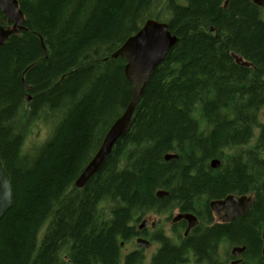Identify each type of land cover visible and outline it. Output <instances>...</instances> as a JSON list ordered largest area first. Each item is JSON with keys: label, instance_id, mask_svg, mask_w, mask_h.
Listing matches in <instances>:
<instances>
[{"label": "trees", "instance_id": "1", "mask_svg": "<svg viewBox=\"0 0 264 264\" xmlns=\"http://www.w3.org/2000/svg\"><path fill=\"white\" fill-rule=\"evenodd\" d=\"M16 1L25 31L0 46V162L12 193L0 264H142L120 245L135 222L175 209L198 216L210 201L251 194L245 217L190 235L181 248L163 238L150 264H181L186 248L215 264L223 244L245 247L241 264H264V11L249 0L226 8L227 0ZM148 19L178 41L153 71L128 133L76 189L131 100L125 62L110 55ZM51 117L48 141L24 152L28 125Z\"/></svg>", "mask_w": 264, "mask_h": 264}, {"label": "water", "instance_id": "2", "mask_svg": "<svg viewBox=\"0 0 264 264\" xmlns=\"http://www.w3.org/2000/svg\"><path fill=\"white\" fill-rule=\"evenodd\" d=\"M229 0L225 1L226 8ZM252 4L264 9V0H249ZM0 14L6 19L10 28H3L0 25V46L3 45L10 36L18 34L23 30L24 16L19 9L16 0H0ZM177 38L168 30L164 22H158L148 19L137 33L129 37L116 51L111 55L112 59H122L125 62L124 76L132 87V95L129 104L111 125L107 131L100 147L92 157L86 168L75 181V187L82 189L88 181L99 172L107 158L109 157L115 144L123 138L129 131L132 117L136 106L142 96L143 90L148 83L153 71L164 60L168 51L177 43ZM234 63L238 66L249 68L251 65L245 62L241 57L232 55ZM166 160H176L173 155H167ZM220 163L213 161L210 164L211 169H218ZM166 193L158 192L157 197L162 198ZM12 193L9 183V176L5 172L0 162V220L4 217L11 207ZM254 204L253 196H226L221 201L210 202V210L217 216H221L224 224H229L237 218L248 214ZM184 219L188 222L187 232L197 225L196 218L191 214H179L173 218L174 222ZM145 227V223L139 226V230ZM262 254L264 256V230L261 233ZM136 245L145 249L149 248V243L143 239H137ZM244 251V248H233L232 256L237 257ZM236 264V263H233Z\"/></svg>", "mask_w": 264, "mask_h": 264}, {"label": "flooded vegetation", "instance_id": "3", "mask_svg": "<svg viewBox=\"0 0 264 264\" xmlns=\"http://www.w3.org/2000/svg\"><path fill=\"white\" fill-rule=\"evenodd\" d=\"M242 196H245V195H242ZM224 198L217 199L215 201H221ZM173 212L179 213V211H177V209L173 210ZM198 212H199L198 216L194 215L196 217V220L198 223L195 227L191 228L188 232H187V228H188L189 224L184 219H181L178 222H174L173 218H166L165 221H168L167 222L168 223V229H166V230L158 228L162 223L161 220H159L157 223L152 222L149 224V220L144 219L142 222V223H145L144 228L139 230L140 225L139 226L136 225L133 228V233H132L131 237L133 236L132 239L134 238L135 248L130 250L127 254H122V255L123 256H125V255H133L134 256L135 253H140L142 264H150L152 257L157 254L158 250L161 247V243H160L161 239H163V238L167 239V240H169V242L172 245H175V248H181L183 246L182 242L186 238H188L190 235H193L195 233H208L209 230L211 228H213L214 226L226 225V224L221 223V216L223 214H221L220 216L213 214L210 210L209 203H208L207 207H205L203 210H199ZM179 214H188V213H179ZM200 224H201V226H200ZM148 229H150V230H148ZM149 232H151V233H149ZM165 233H167L168 235H165ZM131 237H130V240H131ZM137 239H143V240L147 241L150 244L149 248L148 249H145L143 247L138 248L136 245ZM220 247L218 248L219 251L217 252V262L215 264H233V263L241 264L243 259H241V257L232 258L231 257V251H230V254L227 255L226 259H225V257H221V252H222L221 249L222 248L220 249ZM151 248H153V253L151 252L152 254H150L147 261H145L146 258L143 254L148 252ZM182 252H185V254L182 257L181 264H204L201 262L198 263L197 260L194 259V257H196V255H195L193 250L186 248V249H182ZM205 264H212V263L207 262ZM246 264H252V263L248 262Z\"/></svg>", "mask_w": 264, "mask_h": 264}, {"label": "rangeland", "instance_id": "4", "mask_svg": "<svg viewBox=\"0 0 264 264\" xmlns=\"http://www.w3.org/2000/svg\"><path fill=\"white\" fill-rule=\"evenodd\" d=\"M262 122H264V111L262 114ZM56 122V121H55ZM54 120L52 121H45L43 119H40L38 121H36L33 124H30L24 133V138H23V151H31V149H35L36 147H38L40 144H42L44 141L47 140V138L49 137L53 125H54ZM255 135H257V131H255ZM255 139V138H254ZM254 139L252 140V142L250 144L254 143ZM176 215V212H172L171 215L167 214V215H150V216H146L144 219H148L149 220V224L152 222H158L159 220H161V225L158 227L160 229L166 230L168 229V221H165L166 218H172L173 216ZM141 220V221H142ZM134 226H139L140 225V221L139 222H135L133 224ZM150 230V229H148ZM151 233V232H149ZM165 235H168L167 233H165ZM122 253L123 254H127L130 250H132L133 248H135L134 245V238L129 240L126 244H124V246L122 247ZM222 248V249H221ZM220 249L222 250L221 252V257H227L228 254H230V250L231 247H229L226 244L221 245ZM153 253V248H151L148 252L144 253L143 255L145 256V261H147V259L149 258V255ZM242 259V258H241Z\"/></svg>", "mask_w": 264, "mask_h": 264}, {"label": "bare ground", "instance_id": "5", "mask_svg": "<svg viewBox=\"0 0 264 264\" xmlns=\"http://www.w3.org/2000/svg\"><path fill=\"white\" fill-rule=\"evenodd\" d=\"M255 6H256V5H255ZM257 7H259V6H257ZM259 8H261V7H259ZM261 9L264 11L263 8H261ZM20 11H21V10H20ZM24 31H25V29H24V27H23V30L20 31V32H24ZM138 31H139V30H138ZM138 31H137V32H138ZM1 46H2V45H1ZM43 49H44V48H43ZM114 53H115V52H114ZM112 54H113V53H112ZM112 54H111V55H112ZM111 55H110V58H111ZM232 55L239 56V55H236V54H234V53H231V54H230L231 58H232ZM239 57H240V56H239ZM111 59H112V58H111ZM232 59H233V58H232ZM233 61H234V60H233ZM249 64H250V63H249ZM250 67H251V66H250ZM23 81H25V80H23ZM25 89L27 90L28 88L25 86ZM78 92H79V91H78ZM29 99H31V98L27 95V96H26V101L29 102ZM30 102H31V101H30ZM28 105H29V104H28ZM43 106H44V105H43ZM41 107H42V105H41ZM44 108H45V107H44ZM21 110H22V109H21ZM29 110H30V109H29ZM43 110H44V109H43ZM22 111H23V110H22ZM41 111H42V110H41ZM55 111H56V110H55ZM55 111H53V112L55 113ZM58 111L61 112V110H58ZM26 112H27V111H26ZM54 113H53V114H54ZM24 114H25V113H24ZM38 114H41V112L38 113ZM48 114H49V113H48ZM50 114H51V113H50ZM13 115H14V114H13ZM56 115H57V114H56ZM58 115H59V114H58ZM24 116H25V115H24ZM24 116H22V117H24ZM28 116H29V115H27L26 117H28ZM32 116H33V115H32ZM35 116H36V115H35ZM52 116H53V115H52ZM61 116H63V115L61 114ZM39 117H41V116H39ZM53 117L55 118V116H53ZM58 117H59V116H58ZM23 119H24V118H23ZM29 119H30V117H29ZM31 119H32V118H31ZM51 119H52V117H51ZM60 119H61V118H60ZM34 120H35V119H34ZM52 120H53V119H52ZM57 120H58V119H57ZM13 121H14V120H13ZM15 121H18V120L16 119ZM50 121H51V120H50ZM55 121H56V119H55ZM55 121H54V122H55ZM25 123H26V122H25ZM28 123H29V121H28ZM30 123H31V122H30ZM56 123H57V122H56ZM113 123H114V122H113ZM6 126H7V125H6ZM28 126H29V125H28ZM110 127H111V126H110ZM3 132H4V131H3ZM104 137H105V136H104ZM103 139H104V138H103ZM46 141H48V140H46ZM46 141H45V142H46ZM102 141H103V140H102ZM43 146H44V145H43ZM36 148H37V147H36ZM31 150H32V149H31ZM32 151H33V150H32ZM167 155H173V156H175V157L177 158V156L174 155V154H167ZM167 155H165V157H166ZM165 157H164V160H165V161H169V160H166ZM37 159H38V158H37ZM91 159H92V158H91ZM177 159H178V158H177ZM177 159H176V160H177ZM225 159H226V158H225ZM28 160H29V159H28ZM171 160H173V159H171ZM176 160H175V161H176ZM213 161H217V162H219L220 165H221L220 160H218V159H212V160L210 161V163H209V166H210L211 162H213ZM89 162H90V161H89ZM106 163H107V162H106ZM87 165H88V164H87ZM87 165H86V166H87ZM220 165H219V167H220ZM85 168H86V167H85ZM85 168H84V169H85ZM210 168H211V167H210ZM84 169H83V170H84ZM83 170H82V172H83ZM212 170H215V169H212ZM100 171H101V170H100ZM100 171H99V172H100ZM97 173H98V172H97ZM97 173H96V174H97ZM96 174H95V175H96ZM80 175H81V174H80ZM80 175H79V176H80ZM95 175H94V176H95ZM94 176H93V177H94ZM93 177H92V178H93ZM92 178H91V179H92ZM91 179H90V180H91ZM90 180H89V181H90ZM89 181H88V182H89ZM86 185H87V184H86ZM73 187L76 188V187H75V182H74V186H73ZM76 189H78V188H76ZM80 190H81V189H80ZM158 192H163V191H158ZM158 192H157V193H158ZM157 193H156V197H157ZM163 193H166V192H163ZM166 194H167V195L164 196V197H167V196H168V193H166ZM245 196H253V195L251 194V195H245ZM164 197H162V198L157 197V198H158L159 200H162ZM253 198H254V196H253ZM176 214L179 215V213H177V212H176ZM263 230H264V229L261 230V233H262ZM123 240H124V239H123ZM120 245H121V247L124 246L123 243H121ZM137 247H138V246H137ZM138 248H142V247H138ZM122 249H123V248H122ZM187 250H188V249H187ZM260 253H261V256L264 258L263 254H262V243H261V250H260ZM244 261H245V264L248 263V262H251L252 264H254V262H252V261H250V260H249V261H248V260L246 261V260L244 259ZM118 262H119V261H118Z\"/></svg>", "mask_w": 264, "mask_h": 264}]
</instances>
